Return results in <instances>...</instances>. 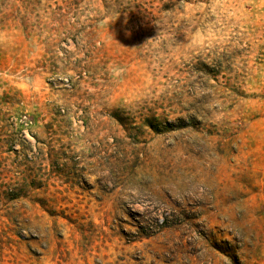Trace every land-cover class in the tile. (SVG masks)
<instances>
[{
  "label": "rangeland",
  "instance_id": "rangeland-1",
  "mask_svg": "<svg viewBox=\"0 0 264 264\" xmlns=\"http://www.w3.org/2000/svg\"><path fill=\"white\" fill-rule=\"evenodd\" d=\"M0 264H264V0H0Z\"/></svg>",
  "mask_w": 264,
  "mask_h": 264
}]
</instances>
